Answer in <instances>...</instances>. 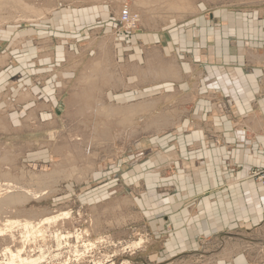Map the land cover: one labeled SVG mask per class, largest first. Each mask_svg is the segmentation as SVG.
I'll return each instance as SVG.
<instances>
[{
    "label": "rangeland",
    "instance_id": "374dc122",
    "mask_svg": "<svg viewBox=\"0 0 264 264\" xmlns=\"http://www.w3.org/2000/svg\"><path fill=\"white\" fill-rule=\"evenodd\" d=\"M124 6L137 16L131 28L119 21ZM250 14L264 20V0H0V264H28L10 252L38 264H131L153 234L132 198L146 190L134 181L150 155L136 144L179 122L149 120L132 99H155L150 80L179 78L169 74L187 62L176 39L201 17L221 31L234 19L246 44Z\"/></svg>",
    "mask_w": 264,
    "mask_h": 264
},
{
    "label": "crops",
    "instance_id": "0c3cea01",
    "mask_svg": "<svg viewBox=\"0 0 264 264\" xmlns=\"http://www.w3.org/2000/svg\"><path fill=\"white\" fill-rule=\"evenodd\" d=\"M252 15L247 45L237 43L242 29H235L234 19L221 31L201 17L190 37L176 39L181 45L173 53L187 62L169 74L179 78L150 80L145 85L159 84L155 99L139 91L132 99L133 110H146L149 120L179 122L152 129L147 145L133 146L150 149L136 168L145 173L134 181L142 180L146 190L132 198L153 234L128 258L131 264H264V192L249 177L264 167V20ZM119 56L123 60V51ZM136 60L142 62L140 53ZM188 168L196 169L194 178ZM204 248L211 254L182 255Z\"/></svg>",
    "mask_w": 264,
    "mask_h": 264
},
{
    "label": "built area",
    "instance_id": "2783aa9c",
    "mask_svg": "<svg viewBox=\"0 0 264 264\" xmlns=\"http://www.w3.org/2000/svg\"><path fill=\"white\" fill-rule=\"evenodd\" d=\"M119 21L121 25H125L127 28H131L132 26H135V22L137 21V16H135L127 6L122 7L119 13ZM249 177L254 178L257 180L261 188L264 192V167L256 170H252L249 173Z\"/></svg>",
    "mask_w": 264,
    "mask_h": 264
},
{
    "label": "bare ground",
    "instance_id": "6f19581e",
    "mask_svg": "<svg viewBox=\"0 0 264 264\" xmlns=\"http://www.w3.org/2000/svg\"><path fill=\"white\" fill-rule=\"evenodd\" d=\"M0 197H2L1 196V193H0ZM9 202L10 201H14V199H12L11 197H9ZM8 201H7V198L4 200V203H7ZM8 202V203H9ZM53 219L54 218H46V220L47 221H53ZM20 225H22L23 226V228L26 230V232H28L29 231V228H33V226L31 225V223L30 222H28V221H24L23 223H21ZM3 231V229L2 228H0V235H3V233H1ZM36 231L37 232H40L41 231V229H39V227L36 229ZM62 238H64V236H62ZM21 253V252H20ZM10 255H11V257H12V260L15 258V257H17V258H19L20 259V262H25V263H28V264H38L39 263V258L40 257H36V258H26V257H21V256H19V255H16V254H14L13 252H10Z\"/></svg>",
    "mask_w": 264,
    "mask_h": 264
}]
</instances>
